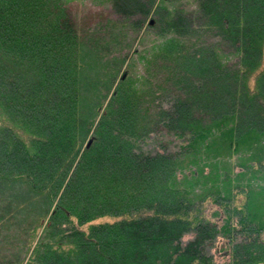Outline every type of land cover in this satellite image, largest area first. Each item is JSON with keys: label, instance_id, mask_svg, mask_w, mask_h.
Segmentation results:
<instances>
[{"label": "trees", "instance_id": "1", "mask_svg": "<svg viewBox=\"0 0 264 264\" xmlns=\"http://www.w3.org/2000/svg\"><path fill=\"white\" fill-rule=\"evenodd\" d=\"M69 1L0 0V264L264 263V221L236 229L214 159L264 139V0H200L198 19L163 3L158 27L178 35L145 60L144 96L108 52L163 0H116L88 30ZM213 28L235 62L201 36Z\"/></svg>", "mask_w": 264, "mask_h": 264}, {"label": "rangeland", "instance_id": "2", "mask_svg": "<svg viewBox=\"0 0 264 264\" xmlns=\"http://www.w3.org/2000/svg\"><path fill=\"white\" fill-rule=\"evenodd\" d=\"M115 1L116 0H72L67 3V6L78 28L88 30L98 24H106L105 20L108 18L113 19L117 17L115 11L116 7H114ZM199 2L200 0H163L157 10L153 9L145 15L142 28H133L131 25L126 26L124 30L125 33L122 34L126 35V37L123 36L120 41L112 42V46H110V51L108 52V57L110 59L122 57V55H124V57L126 56L124 63H120L116 82L119 79L127 78V80H130L138 91L141 92L142 96L149 93L154 88L156 80L151 74V70L147 71L145 60L149 58L150 54L153 53L158 46L162 45L166 38L171 35H178L175 28L170 26L164 28L165 25L163 22H161V26L158 27V22L156 21L158 18L160 21L162 18H169L167 17L169 15L163 13L165 9L163 3L168 5L167 8L170 10L192 11L194 12L192 17L198 19L202 18L201 15L199 16V12L195 11L198 9ZM131 18L134 20L135 18L142 19L143 14L135 13ZM150 19H154L152 24L149 23ZM154 23H156L155 26H153ZM197 33H199V31L189 29L179 30V34L188 38L185 44L187 42H192V37L196 36ZM221 35L222 34L216 32L214 28L201 34L205 40L210 42L209 46L220 47L218 51L219 56L221 59L225 60L226 63L231 64L235 62L237 55L232 52L234 50L232 45H227L220 39ZM262 64L264 65V52ZM151 68H153V66H151ZM124 71L126 72L125 77L121 78ZM163 132L165 133V129ZM244 147L249 148L243 149ZM241 148L242 149L231 152L230 156L219 155L214 157L215 164L218 166L219 182L223 179H227L228 183H232V187H235L233 199L236 205V212H234L233 218L236 220V229L238 231H242L240 230L239 217L245 213L249 215V220L252 219L253 221L255 219L256 221L259 219L264 221V164L257 162L258 159H264V139L260 140L259 138V141L253 140L251 144L248 142L244 146H241ZM224 163L229 167L231 166V170L223 167ZM205 212L218 221L222 219L221 215L219 217L214 215V206L206 207ZM241 234V232H238L237 237H240ZM262 238H264V232H262ZM224 239H226L224 236L218 235L215 244L210 248V252L213 254V258L217 263L228 260L230 256V246H228L229 244Z\"/></svg>", "mask_w": 264, "mask_h": 264}, {"label": "water", "instance_id": "3", "mask_svg": "<svg viewBox=\"0 0 264 264\" xmlns=\"http://www.w3.org/2000/svg\"><path fill=\"white\" fill-rule=\"evenodd\" d=\"M153 22H154V19H150V20H149V23H150V24H152ZM125 73H126L125 71L122 73L121 78H124V77H125ZM91 140H92L91 138L88 139V141H87V143H86V147H88V146L90 145Z\"/></svg>", "mask_w": 264, "mask_h": 264}]
</instances>
